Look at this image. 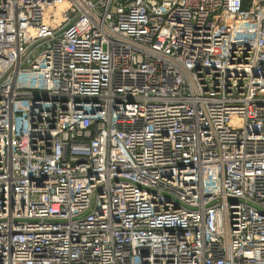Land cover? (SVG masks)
Returning <instances> with one entry per match:
<instances>
[{"label": "built area", "instance_id": "obj_1", "mask_svg": "<svg viewBox=\"0 0 264 264\" xmlns=\"http://www.w3.org/2000/svg\"><path fill=\"white\" fill-rule=\"evenodd\" d=\"M0 264H264V0H0Z\"/></svg>", "mask_w": 264, "mask_h": 264}]
</instances>
